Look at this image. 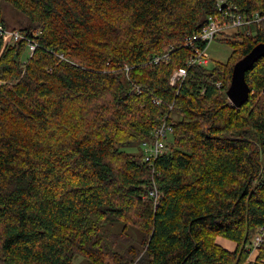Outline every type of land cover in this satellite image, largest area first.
<instances>
[{"label":"trees","instance_id":"obj_1","mask_svg":"<svg viewBox=\"0 0 264 264\" xmlns=\"http://www.w3.org/2000/svg\"><path fill=\"white\" fill-rule=\"evenodd\" d=\"M217 2L0 0V25L38 43L25 64L23 41L0 52V264H264V242L248 260L264 226V58L245 73L247 101L226 97L264 26L224 40L226 63L190 68L178 93L168 84ZM170 104L154 201L140 143Z\"/></svg>","mask_w":264,"mask_h":264},{"label":"built area","instance_id":"obj_2","mask_svg":"<svg viewBox=\"0 0 264 264\" xmlns=\"http://www.w3.org/2000/svg\"><path fill=\"white\" fill-rule=\"evenodd\" d=\"M219 14L207 17L206 25L199 33L193 34L185 38L183 48L190 51L191 56L184 66L174 70L170 75L168 84L170 87L176 89L178 93L181 85L186 79L188 70L192 67H208L211 60L208 56V47L215 40L219 33H224L230 28L242 29V35L251 38L256 34V31L264 26V12L255 13L247 16L232 4H227L222 0L217 2ZM0 41L2 44H14L18 41H23L26 46V53L30 58L38 48V43L32 37L22 34L16 29L5 28L0 25ZM169 53L162 56H155L148 64L157 65L160 60H169ZM128 66H123V71H129ZM217 88H220L219 83H215ZM136 93L140 94L139 88H136ZM153 103L157 106L161 105V100L153 99ZM172 104L167 105V110L161 117L159 125L150 132L149 138L144 140L140 145V155L142 162L150 169L151 181L148 189L149 197L156 201L158 191L156 187L155 178L159 175L157 170L158 159H160L166 152L167 139L172 134V126L169 123L171 117ZM264 242V226L256 229L253 237L249 242V254L257 252L259 247Z\"/></svg>","mask_w":264,"mask_h":264},{"label":"water","instance_id":"obj_3","mask_svg":"<svg viewBox=\"0 0 264 264\" xmlns=\"http://www.w3.org/2000/svg\"><path fill=\"white\" fill-rule=\"evenodd\" d=\"M261 58H264V43L255 45L249 53L234 64L226 91L227 100L234 108L239 109L247 101L249 88L245 81V73Z\"/></svg>","mask_w":264,"mask_h":264},{"label":"rangeland","instance_id":"obj_4","mask_svg":"<svg viewBox=\"0 0 264 264\" xmlns=\"http://www.w3.org/2000/svg\"><path fill=\"white\" fill-rule=\"evenodd\" d=\"M4 11H5L6 16L8 17V15H10V11L8 10V8L4 9ZM242 32H243L242 29L230 28V29L225 30L224 33H219L216 36L215 40L208 47V56H209L211 62L212 63H216L217 62V63H220V64L226 63V61L228 60V58H229V56H230V54L232 52V48L224 40L229 39L231 41H234V40H236L234 35L242 34ZM8 45H11V44H2L0 52H2L5 49V47L8 46ZM28 59H29V57H28V54L26 53V49H25V53H24V56L22 58V64H25ZM210 66H211V64H210ZM2 83L3 82L0 81V84H2ZM170 139L171 138L169 137L167 139V142H169ZM141 143H140V145H141ZM127 151L130 152V153H133V154H137L138 153V149H135V148H131V149L127 150ZM131 231H133V230H131ZM225 241H228V240H225ZM222 242H224L223 239H220L219 243L221 244ZM83 262H84L83 259L78 257V256H76L74 258V260H73V264H81Z\"/></svg>","mask_w":264,"mask_h":264},{"label":"crops","instance_id":"obj_5","mask_svg":"<svg viewBox=\"0 0 264 264\" xmlns=\"http://www.w3.org/2000/svg\"><path fill=\"white\" fill-rule=\"evenodd\" d=\"M220 239H223V238H217V244L218 245H220L222 248H224L225 250H227V251H229V252H234L235 251V249H236V244L234 243V242H231V241H225L224 239H223V241L224 242H222L221 244L219 243V240ZM257 255H258V251L257 252H253V253H251V254H249V262L250 263H252V262H254V260L256 259V257H257Z\"/></svg>","mask_w":264,"mask_h":264}]
</instances>
